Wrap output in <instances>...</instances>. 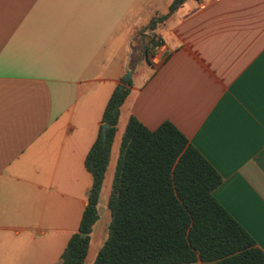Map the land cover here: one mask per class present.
<instances>
[{
	"label": "crops",
	"instance_id": "0c3cea01",
	"mask_svg": "<svg viewBox=\"0 0 264 264\" xmlns=\"http://www.w3.org/2000/svg\"><path fill=\"white\" fill-rule=\"evenodd\" d=\"M175 1L0 0V264L60 263L118 88L130 93L85 264L109 236L131 117L183 133L221 176L214 198L264 252V0H184L169 14ZM157 37L167 50L160 66L151 62Z\"/></svg>",
	"mask_w": 264,
	"mask_h": 264
},
{
	"label": "trees",
	"instance_id": "16d2710c",
	"mask_svg": "<svg viewBox=\"0 0 264 264\" xmlns=\"http://www.w3.org/2000/svg\"><path fill=\"white\" fill-rule=\"evenodd\" d=\"M183 1L176 0L169 14ZM166 18L152 19L149 29ZM129 93L128 88H118L106 106L85 161L93 176L88 205L59 264H85L121 108ZM221 182L219 173L172 123L151 131L131 117L109 199V236L94 264H264V252L214 198Z\"/></svg>",
	"mask_w": 264,
	"mask_h": 264
},
{
	"label": "built area",
	"instance_id": "2783aa9c",
	"mask_svg": "<svg viewBox=\"0 0 264 264\" xmlns=\"http://www.w3.org/2000/svg\"><path fill=\"white\" fill-rule=\"evenodd\" d=\"M155 44L154 51L151 55V62L156 66H160L163 63L164 56L167 54V50L159 37L155 38Z\"/></svg>",
	"mask_w": 264,
	"mask_h": 264
},
{
	"label": "water",
	"instance_id": "95a60500",
	"mask_svg": "<svg viewBox=\"0 0 264 264\" xmlns=\"http://www.w3.org/2000/svg\"><path fill=\"white\" fill-rule=\"evenodd\" d=\"M108 129H109V126H107V125L104 126L103 132H104L105 135H106ZM83 236H85V235H83Z\"/></svg>",
	"mask_w": 264,
	"mask_h": 264
}]
</instances>
